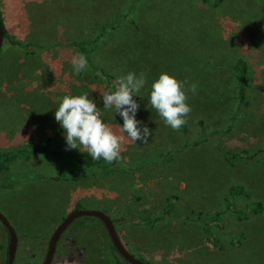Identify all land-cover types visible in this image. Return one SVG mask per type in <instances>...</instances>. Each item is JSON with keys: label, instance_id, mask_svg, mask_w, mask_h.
Returning <instances> with one entry per match:
<instances>
[{"label": "rangeland", "instance_id": "374dc122", "mask_svg": "<svg viewBox=\"0 0 264 264\" xmlns=\"http://www.w3.org/2000/svg\"><path fill=\"white\" fill-rule=\"evenodd\" d=\"M0 14L8 35L23 44L4 39L0 51V151L49 139L57 152L88 156L67 148L54 114L65 95L87 93L106 123L122 125L103 109L101 94L117 87L104 74L146 73L133 99L136 118L152 131L146 144L123 143L122 160L133 166L127 173L99 172L112 169L104 162L96 175L84 168L68 180L70 166L34 157L1 174L0 213L18 236L14 264H42L77 205L105 212L145 264H264V0H141L132 13L131 0H0ZM75 43L89 55L80 75L71 64L82 53ZM239 60L248 69L243 101ZM162 72L197 84L179 131L148 106ZM237 187L244 195L234 196ZM255 203L259 213L246 211ZM0 243V264H7L1 221ZM118 261L129 264L112 249L104 224L85 216L62 235L52 264Z\"/></svg>", "mask_w": 264, "mask_h": 264}, {"label": "clouds", "instance_id": "9594fccd", "mask_svg": "<svg viewBox=\"0 0 264 264\" xmlns=\"http://www.w3.org/2000/svg\"><path fill=\"white\" fill-rule=\"evenodd\" d=\"M74 74L80 75L88 68L87 57L76 52L71 60ZM147 83L145 72L137 75L129 72L120 76L114 91L101 94L103 109L118 114L123 124L113 128L103 119V112L87 93L78 96L65 95L55 111V120L64 130L68 149H78L93 160L103 159L105 163H118L123 159L121 152L125 141L146 144L152 131L136 118L140 108L133 99L139 96ZM197 91V84L178 80L167 72H162L151 84L148 106L154 109L164 124L179 131L188 122L192 111L187 103L188 92Z\"/></svg>", "mask_w": 264, "mask_h": 264}, {"label": "trees", "instance_id": "16d2710c", "mask_svg": "<svg viewBox=\"0 0 264 264\" xmlns=\"http://www.w3.org/2000/svg\"><path fill=\"white\" fill-rule=\"evenodd\" d=\"M136 1L140 2L141 0H131V13L134 11V8L136 7ZM222 0H218V3H220ZM0 22L3 26L4 31V39H7L11 45L14 47H23V44L16 40L14 37H11L8 35L7 30L5 28V24L3 22V19L0 14ZM75 45L80 49V51L87 57V60L89 61V55L87 54V50L85 49L84 43H75ZM247 65L243 60H239L235 66V71L237 74L238 79V85H239V94H240V100L243 101L245 97V87H246V76H247ZM105 79L107 80L108 84L116 85L117 79H115L113 76H109L107 74H104ZM114 89V88H113ZM111 91H114L111 89ZM51 141L49 139H44L41 141L40 145L38 146H28L24 149H20L13 152H4L0 151V175L7 173L12 169V167L22 161H30L32 158L36 157L40 159L41 161L45 162L46 164H53V162L68 165L71 167V172L69 176H66L68 180H74L77 178V174L79 171H81L84 168H87V171H92L94 174V171L96 169H100L104 165V160H93L90 156H79L76 152H73L71 154L63 153V152H57L56 150H53L50 148ZM246 154V152H244ZM230 159L235 160L237 158L236 155L229 153ZM112 169L108 171L104 170H98L99 172H104V174H109L112 171L119 170L120 172L127 173V171H132L133 166L130 162H125L121 160L118 163H112ZM76 170V172H75ZM76 173V174H75ZM96 175V174H94ZM62 179V178H60ZM242 191L239 187L234 188L232 190V193L234 196H242L244 193H241ZM81 206L77 205L75 207V210H81ZM252 211V213H259L262 210V206L260 203L251 204L246 211ZM245 211L239 212V214H242ZM64 221V220H63ZM113 221V220H112ZM114 223V221H113ZM148 224H153L154 222L148 221ZM209 239L217 240L215 236H213L211 231H208ZM120 237V236H119ZM4 248V245L0 243V250ZM112 249L116 251L112 244ZM119 255V254H118ZM120 256V255H119ZM121 257V256H120ZM127 262V261H126ZM117 264H124L122 261H118Z\"/></svg>", "mask_w": 264, "mask_h": 264}, {"label": "water", "instance_id": "95a60500", "mask_svg": "<svg viewBox=\"0 0 264 264\" xmlns=\"http://www.w3.org/2000/svg\"><path fill=\"white\" fill-rule=\"evenodd\" d=\"M4 41V31L3 26L0 22V51L2 49ZM89 216L95 217L99 219L105 226L111 242L116 249L117 253L125 259L129 264H145L142 261L136 259L133 255H131L128 250L126 249L124 243L120 239L118 232L115 228V225L112 219L105 213L99 210H76L69 214L64 221L57 227L55 232L53 233L49 245L45 260L42 264H52L56 255L58 243L62 237V235L66 232V230L78 219ZM0 221L7 229L9 233V248H8V263L7 264H14L17 254V247H18V236L15 229L12 227L11 223L8 219L0 213Z\"/></svg>", "mask_w": 264, "mask_h": 264}]
</instances>
